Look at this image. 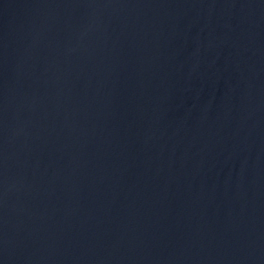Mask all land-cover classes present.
<instances>
[{"label":"water","instance_id":"95a60500","mask_svg":"<svg viewBox=\"0 0 264 264\" xmlns=\"http://www.w3.org/2000/svg\"><path fill=\"white\" fill-rule=\"evenodd\" d=\"M0 264H264V0H0Z\"/></svg>","mask_w":264,"mask_h":264}]
</instances>
